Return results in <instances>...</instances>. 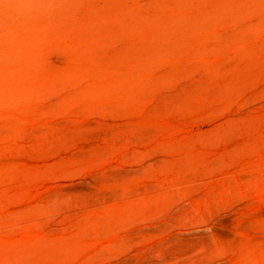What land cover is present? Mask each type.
Here are the masks:
<instances>
[{
	"label": "rangeland",
	"instance_id": "rangeland-1",
	"mask_svg": "<svg viewBox=\"0 0 264 264\" xmlns=\"http://www.w3.org/2000/svg\"><path fill=\"white\" fill-rule=\"evenodd\" d=\"M0 264H264V0H0Z\"/></svg>",
	"mask_w": 264,
	"mask_h": 264
},
{
	"label": "bare ground",
	"instance_id": "bare-ground-1",
	"mask_svg": "<svg viewBox=\"0 0 264 264\" xmlns=\"http://www.w3.org/2000/svg\"><path fill=\"white\" fill-rule=\"evenodd\" d=\"M214 43V42H213Z\"/></svg>",
	"mask_w": 264,
	"mask_h": 264
}]
</instances>
